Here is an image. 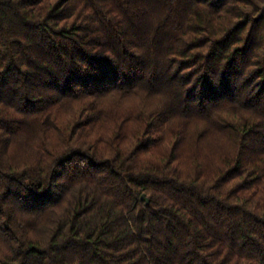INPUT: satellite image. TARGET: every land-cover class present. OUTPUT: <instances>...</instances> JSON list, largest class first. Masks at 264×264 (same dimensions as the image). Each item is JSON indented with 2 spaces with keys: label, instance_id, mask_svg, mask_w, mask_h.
Instances as JSON below:
<instances>
[{
  "label": "trees",
  "instance_id": "16d2710c",
  "mask_svg": "<svg viewBox=\"0 0 264 264\" xmlns=\"http://www.w3.org/2000/svg\"><path fill=\"white\" fill-rule=\"evenodd\" d=\"M0 264H264V0H0Z\"/></svg>",
  "mask_w": 264,
  "mask_h": 264
},
{
  "label": "rangeland",
  "instance_id": "374dc122",
  "mask_svg": "<svg viewBox=\"0 0 264 264\" xmlns=\"http://www.w3.org/2000/svg\"><path fill=\"white\" fill-rule=\"evenodd\" d=\"M130 103L131 101H129V104ZM81 109H82L81 104L67 103L60 110H58L56 114L61 119V122L64 124L66 123V121L70 119V117L74 113H78V111H81ZM49 126L50 127H48L49 129H47V133L44 134L47 137L46 140L48 141L47 143L48 145L53 142L55 138L54 136L60 133L58 129V125L55 122ZM41 142H42L41 139L40 140H36L35 138L25 139L23 142H19L20 143L19 151H22V153L24 154L26 150H30L32 151L31 156L34 158L42 156V153H40L39 148H37L41 144ZM36 148L38 149L39 153H37V151L35 150ZM43 156H44V153H43Z\"/></svg>",
  "mask_w": 264,
  "mask_h": 264
},
{
  "label": "water",
  "instance_id": "95a60500",
  "mask_svg": "<svg viewBox=\"0 0 264 264\" xmlns=\"http://www.w3.org/2000/svg\"><path fill=\"white\" fill-rule=\"evenodd\" d=\"M142 200H145L147 203H149V202H150V199H149V198H147L145 195H143V196H142Z\"/></svg>",
  "mask_w": 264,
  "mask_h": 264
}]
</instances>
